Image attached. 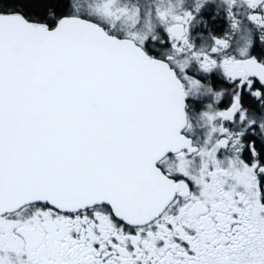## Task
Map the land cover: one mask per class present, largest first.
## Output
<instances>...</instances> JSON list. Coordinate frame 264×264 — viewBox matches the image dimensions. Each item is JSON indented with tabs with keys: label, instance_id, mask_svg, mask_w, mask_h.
Segmentation results:
<instances>
[{
	"label": "snow or ice",
	"instance_id": "6c2138e0",
	"mask_svg": "<svg viewBox=\"0 0 264 264\" xmlns=\"http://www.w3.org/2000/svg\"><path fill=\"white\" fill-rule=\"evenodd\" d=\"M0 264H264V0H0Z\"/></svg>",
	"mask_w": 264,
	"mask_h": 264
}]
</instances>
